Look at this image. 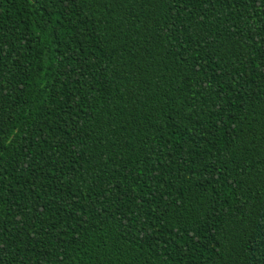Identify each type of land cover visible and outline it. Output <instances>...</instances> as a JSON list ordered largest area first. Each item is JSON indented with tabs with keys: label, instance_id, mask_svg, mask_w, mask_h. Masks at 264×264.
<instances>
[{
	"label": "trees",
	"instance_id": "trees-1",
	"mask_svg": "<svg viewBox=\"0 0 264 264\" xmlns=\"http://www.w3.org/2000/svg\"><path fill=\"white\" fill-rule=\"evenodd\" d=\"M0 264H264V0H0Z\"/></svg>",
	"mask_w": 264,
	"mask_h": 264
}]
</instances>
